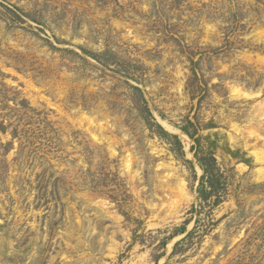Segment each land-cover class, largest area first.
<instances>
[{
  "label": "rangeland",
  "instance_id": "obj_1",
  "mask_svg": "<svg viewBox=\"0 0 264 264\" xmlns=\"http://www.w3.org/2000/svg\"><path fill=\"white\" fill-rule=\"evenodd\" d=\"M0 264H264V0H0Z\"/></svg>",
  "mask_w": 264,
  "mask_h": 264
},
{
  "label": "bare ground",
  "instance_id": "obj_2",
  "mask_svg": "<svg viewBox=\"0 0 264 264\" xmlns=\"http://www.w3.org/2000/svg\"><path fill=\"white\" fill-rule=\"evenodd\" d=\"M158 118H159V117H158ZM161 121H162V123H163L166 127H168L169 129H174V128L172 127V125L168 124L166 121H163V120H161ZM174 130H175V129H174ZM177 132L179 133L181 139L184 140V142H185L186 145H187V143H188V137H187V135H186L184 132L180 131V130H178ZM181 188H182V187H181ZM182 189H183V188H182Z\"/></svg>",
  "mask_w": 264,
  "mask_h": 264
},
{
  "label": "trees",
  "instance_id": "obj_3",
  "mask_svg": "<svg viewBox=\"0 0 264 264\" xmlns=\"http://www.w3.org/2000/svg\"><path fill=\"white\" fill-rule=\"evenodd\" d=\"M204 170L206 171V169L204 168Z\"/></svg>",
  "mask_w": 264,
  "mask_h": 264
}]
</instances>
